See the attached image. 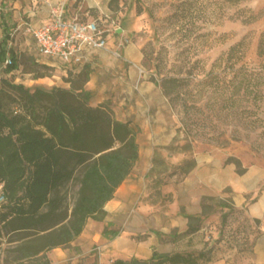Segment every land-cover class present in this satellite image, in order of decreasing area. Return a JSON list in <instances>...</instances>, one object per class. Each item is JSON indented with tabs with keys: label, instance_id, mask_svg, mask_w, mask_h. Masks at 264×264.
I'll return each mask as SVG.
<instances>
[{
	"label": "rangeland",
	"instance_id": "rangeland-1",
	"mask_svg": "<svg viewBox=\"0 0 264 264\" xmlns=\"http://www.w3.org/2000/svg\"><path fill=\"white\" fill-rule=\"evenodd\" d=\"M110 1L108 25L120 29L119 34L111 37L114 45L121 38L126 44L139 43L149 77L160 83L169 77L180 79L185 88L183 95L190 93L197 102H192L195 107L191 116L195 122L189 138L184 134L181 104H171L173 127L178 134L184 135V140L177 138L170 150L156 151L154 171L145 178L147 195L114 216L91 222L92 231L100 234V238L88 255L93 258L85 260L84 264H109L115 258L144 260L154 252L189 253L203 248L212 249L213 258L208 264H255L250 260L251 253L264 230L254 226L245 211L235 206L230 189L224 192V199L218 197L217 202L210 203L217 210L204 220L205 229L186 235L187 229L177 225L179 219L173 212L174 201L163 188L173 173L180 175V165L197 157L213 156L226 161L235 157L243 168L264 169V123L259 121L253 125L249 122L257 116L264 122V100L254 105L250 96L228 109L223 103L232 89L223 92L220 87H204L200 83L210 72H225L229 48L242 40L244 57L238 66L245 64L252 70L264 71V56L258 54L257 48L264 32V0H242L234 5L225 0ZM250 8L261 16L255 23L247 24L242 18L244 9ZM99 16L95 14L96 18ZM10 35L21 55V64L17 71L5 77L32 89L41 86L50 90L62 84L54 71L47 79L35 78L36 64L43 65L41 61L46 58L39 53L35 40L31 38L27 43L28 34L12 29ZM3 74L0 70V75ZM231 135H238L241 140H232ZM218 138L229 142L222 144ZM191 141L193 149L183 152L181 148ZM179 153L185 154L186 159L175 164L173 154ZM251 183L256 185L257 179H252ZM78 189L77 181L68 183L65 189L68 201L72 202ZM219 200H224L228 207L217 206ZM106 230L108 236L104 235ZM114 230L118 234L113 237L110 232Z\"/></svg>",
	"mask_w": 264,
	"mask_h": 264
},
{
	"label": "trees",
	"instance_id": "trees-1",
	"mask_svg": "<svg viewBox=\"0 0 264 264\" xmlns=\"http://www.w3.org/2000/svg\"><path fill=\"white\" fill-rule=\"evenodd\" d=\"M226 1L234 5L242 0ZM244 12L242 19L247 24L261 16L251 8ZM10 39L6 32L0 41V68L8 61L0 78V194L5 197L0 205V264H52L50 251L69 248L90 219L102 221L108 216L106 204L140 158L137 132L129 121H118L108 103L96 108L90 105L84 89L87 72L65 77L64 82L71 83L69 88L54 86L50 90L41 86L32 89L9 80L6 74L17 71L21 64V55L10 46ZM243 45L242 40L229 48L223 74L210 72L200 81L204 87H220L223 92L232 89L223 103L228 109L250 96L254 105L264 100V71L245 64L238 66L244 57ZM257 48L263 57L264 32ZM53 71L52 67L36 64L33 73L35 78H45ZM151 80L162 87L171 104H181L184 134L192 137L195 120L191 115L197 100L190 93L183 95L185 88L176 77L162 83ZM259 121L264 123L258 116L249 122L256 125ZM230 139L241 140L238 135ZM192 149V141L181 148L183 152ZM230 163L238 167L239 174L245 173L239 159L230 157ZM196 164L195 159L186 160L178 167L180 174L190 173ZM74 181L79 189L70 202L65 189ZM211 202L217 199L205 197L202 214L187 216L186 235L201 230L204 220L216 213ZM217 206L228 207L224 200H219ZM253 222L260 227L259 219ZM108 234L106 230L104 235ZM117 234L115 230L110 232L113 237ZM211 256L212 249L203 248L189 253L154 252L144 260L117 258L110 264H208Z\"/></svg>",
	"mask_w": 264,
	"mask_h": 264
},
{
	"label": "crops",
	"instance_id": "crops-1",
	"mask_svg": "<svg viewBox=\"0 0 264 264\" xmlns=\"http://www.w3.org/2000/svg\"><path fill=\"white\" fill-rule=\"evenodd\" d=\"M109 1L0 0V41L6 32L11 34L12 29L27 34L24 23L33 27L49 23L51 8L55 5L65 4L67 19L80 17L93 21L96 19V13L100 16L108 14ZM112 36H108V48L87 49L86 60L80 64H63L45 56L43 57L46 59L41 61L43 65L54 69L56 77H60L62 84H57L59 87H71V83L64 82L65 77L70 74L77 76L81 72H87L88 80L84 89L89 94L90 105L96 108L108 103L114 117L118 121H129L137 132L140 158L115 192L113 199L106 204L108 217L122 212L128 204L147 195L145 178L148 173L154 171L156 151L170 150L168 148L177 138L184 140V135L178 134L173 127L170 100L164 95L160 85L151 80L143 66L144 52L140 44H125L121 50L123 56L118 57L115 54L117 46L111 41ZM31 38L28 34L25 38L27 43H30ZM10 41V46L14 47V41ZM173 155L175 164H181L186 159L185 154ZM195 160L197 164L194 170L186 175L173 173L163 188V192L174 201L173 212L179 219L177 225L188 230L187 216L202 214V202L205 197L224 199V192L230 189L235 206L243 209L251 220L259 219L262 224L260 228L264 230V169L247 167L244 174H239L237 167L233 163L227 164L223 158L206 156L197 157ZM252 179H257L256 185L251 183ZM91 222L95 220L90 219L87 222L84 232L69 248L58 247L48 253L52 264H84L85 260L93 258L88 255L99 240L100 234L92 231ZM203 229L205 228L198 232ZM251 254L250 260L253 263L264 264V234L256 240Z\"/></svg>",
	"mask_w": 264,
	"mask_h": 264
},
{
	"label": "built area",
	"instance_id": "built-area-1",
	"mask_svg": "<svg viewBox=\"0 0 264 264\" xmlns=\"http://www.w3.org/2000/svg\"><path fill=\"white\" fill-rule=\"evenodd\" d=\"M64 8V3L53 6L51 20L43 26L33 27L29 23H24L26 33L36 40L39 53L54 61L63 64H80L86 60L85 51L87 49L108 48V36L120 30L108 25L109 14H103L93 21H86L80 17L67 19ZM125 44L124 38L116 44L115 54L118 57L123 56L121 50ZM7 63L8 61L0 70L5 68ZM4 201V195L0 194V205Z\"/></svg>",
	"mask_w": 264,
	"mask_h": 264
}]
</instances>
